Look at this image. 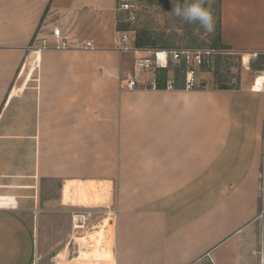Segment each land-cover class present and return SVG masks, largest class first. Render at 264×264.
<instances>
[{
	"label": "crops",
	"instance_id": "obj_1",
	"mask_svg": "<svg viewBox=\"0 0 264 264\" xmlns=\"http://www.w3.org/2000/svg\"><path fill=\"white\" fill-rule=\"evenodd\" d=\"M120 17L116 0H0V264H37L55 215L67 232L94 206L62 203V184L89 198L93 182L112 264H264L263 76L237 89L200 70L185 90L171 64L173 90L127 89L145 54ZM219 42L263 54L264 0H219Z\"/></svg>",
	"mask_w": 264,
	"mask_h": 264
},
{
	"label": "rangeland",
	"instance_id": "obj_2",
	"mask_svg": "<svg viewBox=\"0 0 264 264\" xmlns=\"http://www.w3.org/2000/svg\"><path fill=\"white\" fill-rule=\"evenodd\" d=\"M184 3L185 0H135L136 19L132 22L126 21V14L119 12L121 14L120 21L125 29L133 32L135 42L141 43L144 46L142 48H185L211 51L210 55L204 56L208 67L204 66L200 72H210L217 86L252 89L255 85L254 88L259 90L255 82L261 76L264 79V53L249 56V62L246 65L242 60L244 55L234 54L223 49L219 42V0H204L203 7L210 11L213 19L211 32L206 31L199 22L190 23L174 14L173 9L177 4L183 6ZM260 88L264 94V81ZM85 185L84 183L76 185L69 183L65 195L62 184L61 202H70L74 206H91ZM103 202L101 205L99 203L93 207L83 208V210L91 211L92 216L86 220L81 229L74 228L71 221L69 231L66 232V220L63 219L65 215L58 212L59 215H55V221L49 224L47 230L43 232L44 246L41 248L37 264H72L76 261L79 258L80 250L84 249L78 239L95 231L98 224L104 219H109V224L112 225L113 214L110 213V206L105 207ZM52 242L55 243V246L51 245ZM68 243H70L69 251L64 252V246Z\"/></svg>",
	"mask_w": 264,
	"mask_h": 264
},
{
	"label": "built area",
	"instance_id": "obj_3",
	"mask_svg": "<svg viewBox=\"0 0 264 264\" xmlns=\"http://www.w3.org/2000/svg\"><path fill=\"white\" fill-rule=\"evenodd\" d=\"M117 11L126 14V21H134L136 19L135 0H116ZM52 42L54 47L65 48L67 46V39L57 27L53 28L51 32ZM127 35L123 33L120 38V44H127ZM50 43V39L43 37L40 39V46L46 47ZM90 47L89 43H85ZM39 49V48H38ZM126 51L134 53H144L143 56H137L134 60L133 72L125 77L124 87L127 89H135L142 86L150 89H158L160 80L165 79V90H173L175 80L173 78H166L164 72L170 68V65H183V88L185 90L194 89L197 84V74L204 68L208 67V62L204 60V56L210 55L211 51H204L198 49H160V48H127ZM263 149H264V134H263ZM92 212L88 210H77L72 213V223L74 228L81 229L86 220L91 218ZM80 227V228H78Z\"/></svg>",
	"mask_w": 264,
	"mask_h": 264
},
{
	"label": "bare ground",
	"instance_id": "obj_4",
	"mask_svg": "<svg viewBox=\"0 0 264 264\" xmlns=\"http://www.w3.org/2000/svg\"><path fill=\"white\" fill-rule=\"evenodd\" d=\"M247 62L248 59H245V63ZM89 198L92 206L101 203L103 199L102 194L99 193L97 185L94 182L90 186ZM112 225L109 224V219H104L98 224L95 231L78 239L80 244L84 246V249L80 250L79 258L76 264H111L113 237Z\"/></svg>",
	"mask_w": 264,
	"mask_h": 264
},
{
	"label": "clouds",
	"instance_id": "obj_5",
	"mask_svg": "<svg viewBox=\"0 0 264 264\" xmlns=\"http://www.w3.org/2000/svg\"><path fill=\"white\" fill-rule=\"evenodd\" d=\"M204 0H185L183 6L177 4L174 14L187 22H199L208 32L213 30V19L208 9L203 7Z\"/></svg>",
	"mask_w": 264,
	"mask_h": 264
},
{
	"label": "trees",
	"instance_id": "obj_6",
	"mask_svg": "<svg viewBox=\"0 0 264 264\" xmlns=\"http://www.w3.org/2000/svg\"><path fill=\"white\" fill-rule=\"evenodd\" d=\"M135 44H136L137 47H144V46H142V44L139 43L138 41H136Z\"/></svg>",
	"mask_w": 264,
	"mask_h": 264
}]
</instances>
